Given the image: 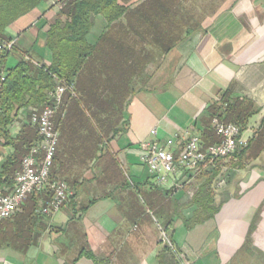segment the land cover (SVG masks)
<instances>
[{"label": "crops", "instance_id": "crops-1", "mask_svg": "<svg viewBox=\"0 0 264 264\" xmlns=\"http://www.w3.org/2000/svg\"><path fill=\"white\" fill-rule=\"evenodd\" d=\"M117 3L128 6V11L138 10L134 29L122 28L127 26L124 18L107 26L97 14L87 42L96 44L106 34L101 41L103 57L124 59L131 52L132 58L149 60L143 69L134 68V95L113 124L116 130L99 143L98 147L106 150L95 173L88 174L79 165L72 167L76 172L73 203L68 198L69 204L57 212L42 213L37 237L30 245L0 244V264H69L75 258V264H94L83 253L79 255L85 250L111 264H157L162 243L152 222L147 218L142 221L137 195L143 192L159 208L156 199L171 191L152 183L141 159V145L191 134L206 144L216 141L210 108L227 99L251 107L252 114L242 130V136L250 140L245 155L251 167L231 185L230 197L211 218L186 229L176 217L174 201L169 211L165 207L172 220L166 228L184 263L264 264V164L259 162L264 158V146L256 148L258 137H254L259 126L264 132V0ZM158 6L165 7L167 18L161 34ZM190 6L202 15L197 18L188 13L185 18L182 14L175 18V9L186 12ZM59 9L42 0L7 27L16 49L7 58L6 67L18 60V50L31 51L41 63L50 62L46 29ZM175 31L179 32L177 38ZM122 120L127 124L119 125ZM25 121L21 112L11 128L15 127L16 133ZM244 160L241 170L247 167ZM119 167L130 171L129 181L120 177ZM179 213L189 218L192 211Z\"/></svg>", "mask_w": 264, "mask_h": 264}, {"label": "trees", "instance_id": "trees-1", "mask_svg": "<svg viewBox=\"0 0 264 264\" xmlns=\"http://www.w3.org/2000/svg\"><path fill=\"white\" fill-rule=\"evenodd\" d=\"M41 1L0 0V45L3 42L12 40L6 33L7 27L20 17L36 9ZM117 1L72 0L62 4L55 19L48 24L46 29V45L51 56L50 62L47 64L41 63L31 51L18 50V60L12 66L6 67L7 58L16 49V46L13 45L11 51L0 48V78L2 77L0 79V138L4 139V143L0 144V147L9 146L13 149L12 154L0 152V157H4L0 164V188L12 185L14 175L20 168L17 167L18 157L21 154L24 155L30 145L36 142L37 130L30 122L31 112L40 111L44 106L52 104L49 93L54 90L58 80L67 85H72L73 96L75 95L74 88L76 84L79 85L83 81L87 82L86 88L88 89L89 86L93 88L99 85L100 91L97 94L88 89L87 92L84 90L86 98L92 101V108L97 113L103 112L102 106L104 107L106 103L102 105L101 101L104 96H123L125 91L131 90L128 86L131 84L132 77H134L131 70L132 68L134 71V63L127 60L123 63V58L102 56L100 51L102 48L101 41L106 37V34L102 35L96 44L91 45L87 42V34L92 26V19L97 14L103 16L107 26L124 18L127 26L121 25L122 28L125 30L134 29L133 22L138 10L131 9V11H128V6L120 5ZM158 7V33L161 34L162 24L165 23L167 18L165 7ZM95 60L99 62L102 69L107 68L108 65L115 66L118 69V72L113 69L114 73L105 72L103 82L105 85L102 83L103 85L100 86L101 68L95 67L97 65L89 67ZM127 71L130 73L128 74ZM108 83H110L109 86H107ZM68 91L69 89L64 94ZM131 91L134 92L133 88ZM61 104L62 99L55 108L53 120H58L56 121L57 125H60L62 119H67L66 116L68 115V112H65L64 109L60 112V115H57ZM210 109L212 117L218 116L223 121L234 122L241 130L246 127L248 117L252 114L250 105L238 100L232 102H229V99L223 100L220 106H212ZM21 112L24 113L27 122L25 121L17 132L12 135L10 127ZM106 117L105 120L108 118ZM115 130L113 126H108L107 133ZM256 136L258 137L256 148L261 149L264 146V132L261 126L256 130L254 137ZM249 142L247 147L239 151V157L237 155L239 161L234 164L239 168L243 167L241 157L250 149L248 148ZM73 166L74 162L64 169L59 167L51 169L53 180L60 179L65 181L67 185L71 184V186L68 185L69 192L75 189L76 180L74 181V176L76 172L73 170ZM211 180V178L204 180L187 202L186 206L193 208L189 218L182 216L179 211H175L176 217L181 219L186 229H191L211 218L224 201L230 197L228 190H226L222 194V199L215 204L208 188ZM50 195L51 193L47 189L39 193H32L22 205L20 211L16 212L11 218L3 220L4 222H0V244L30 245L35 242V237H37L35 230L39 225L41 226V216L37 213V209ZM73 195L74 193L69 195L70 203H73ZM170 242L171 246L167 243L161 244L156 255L157 264H183L178 249L174 246L173 241L170 240ZM82 253L91 259L94 264H111L109 260L99 258L91 251L85 250L80 252L79 255H82ZM76 260L77 258L73 259L69 264H75Z\"/></svg>", "mask_w": 264, "mask_h": 264}, {"label": "built area", "instance_id": "built-area-1", "mask_svg": "<svg viewBox=\"0 0 264 264\" xmlns=\"http://www.w3.org/2000/svg\"><path fill=\"white\" fill-rule=\"evenodd\" d=\"M49 1L61 6L72 0ZM13 45L11 40L3 42L0 48L11 51ZM67 89L72 91V85L58 80L54 90L49 93L52 104L44 106L40 111L31 112L30 122L36 127L39 140L32 143L23 155L12 185L0 188V222L20 211L29 195L42 192L47 186H50L52 196L41 203L43 214L57 212L68 201L71 192L65 181L57 179L49 183L58 142L53 120L55 108ZM211 128L218 139L208 144L196 134L143 143L141 159L152 183L164 189L181 187L204 172L215 160L233 156L248 145L249 140L242 136L241 128L234 122L213 116ZM162 235L171 245L164 231Z\"/></svg>", "mask_w": 264, "mask_h": 264}, {"label": "rangeland", "instance_id": "rangeland-1", "mask_svg": "<svg viewBox=\"0 0 264 264\" xmlns=\"http://www.w3.org/2000/svg\"><path fill=\"white\" fill-rule=\"evenodd\" d=\"M49 2L52 3L51 1ZM181 10L182 9L180 8L175 9L174 11L175 18L176 17L179 18L180 14H182L181 15L182 18H185V16L188 13H193L195 17L197 18L199 17V15L200 16L202 15V11L201 12L192 11L193 6H190L189 10L191 12L188 10H186V12L183 10L181 11ZM193 14H192V17H194ZM178 34L179 32L175 31L174 37L177 38L179 36ZM130 54L132 53L129 52V54H127L124 57L123 63L126 60L128 62L130 61L133 62L134 63L133 67L136 70L143 69L145 65L147 64V62L149 61L144 58H136V59L135 57L132 58ZM94 62L89 67L91 68L97 65L95 67L101 68L100 86L103 84L105 85V83H103L105 72L112 73L113 69L114 71L118 72V69L115 66L108 65L107 68L102 69L99 62H97L96 60ZM118 68L120 67L118 66ZM131 70L133 72L132 68ZM129 71H127L128 74L130 73ZM86 83L85 81H83L79 85L76 84V87L74 88V93H75L74 96L72 95V91L70 90L63 95L61 108L59 109L57 115H60V112H62L63 109L65 110V112H68V115L66 116L67 119L61 120L60 125L56 124V121H58L57 119L56 121L54 120V125L56 127V131L58 134V142H57L56 153H55V158L53 162L54 167L52 166V168L59 167V168L64 169L70 163L74 162V165H79L80 167H83V169L84 168L87 169L88 174L95 173L94 170H95V167H97V162L100 160L101 153L104 150H106V148L101 149L100 147H98L99 143L104 142L105 140L107 141L108 126L112 127L113 124L117 120H120L123 112L126 110V106L128 104L130 97L134 95V92L131 91L133 87L130 84L128 87L131 88V90H129L128 92L125 91V94H123V96H120V95L116 97L115 96L113 97L111 95L104 96L101 103L102 105L105 103L106 104L104 105V107L102 106L103 112L101 113L98 112L99 113L98 114L92 108V105H91L92 101L90 99H87L85 96L84 90L87 92V89H88L86 88ZM109 84L110 83H108L107 86H109ZM88 90L97 94V92L100 91L99 85L93 88L89 86ZM105 117L107 118L106 120H105ZM118 124L124 125V124H127V122H124L122 120V122ZM15 129H16L15 127H12V128L10 127V131L12 132V135L15 133L14 132ZM38 140H39V136L37 134L36 142ZM3 143H4V139L0 138V144H3ZM0 150H1L0 152H4V154L13 153V149L9 146L5 148L0 147ZM238 153L228 158H219L218 160H215L213 164L210 165V167L205 169L204 172L197 175L190 183L184 184L183 186L178 187V188L170 189L169 191L171 192H168L166 194V197H164L161 193L157 191V194L163 196L161 197V199H156V202L158 201L157 203L159 205V208H156V205L153 204L151 201L149 202L146 195L143 192L139 193V197L137 195L138 201H140L141 206H142L141 207L142 208V214H141L142 221L146 220L147 218L152 222L153 227L155 228V230H157L159 239L162 244L167 243L168 245H170L167 242V240L164 239L162 235V231H164V233L166 234L169 240L173 241L171 238V231L166 228V225L167 223L169 224L172 221L169 217L171 216V214H169L168 211L170 210L172 203L174 201L175 203H177L176 204L177 206L175 207V211L180 212L182 210L183 213L188 214L187 212H191L193 208L187 207L186 206L187 202L191 199L192 195L197 190L198 186L204 180L211 178L212 180L209 183L208 188H209V191L211 192V196L213 197L214 203L217 204L222 199L223 197L222 194L226 192V190H228L229 188L231 189V185H233L234 182L237 179H239L243 173H245L244 171L249 170V168L251 167L249 166L251 161L247 160L248 159L247 155H244L243 157H241L242 160L245 159L244 164L246 162L247 164L246 168L241 170V167L239 168L234 164L239 161L237 159V155L239 157ZM22 157H23V154H21V156L18 157L17 167H20V162H21ZM263 159L259 160V162L262 164H264ZM3 160H4V157H0V162H2ZM118 172H119L120 177H124V179H126L127 181L130 180L129 178L130 171L127 169V167H124V168L119 167ZM52 178L53 177L51 176L49 179V183L52 182L53 180ZM47 190L50 191L51 193L50 197H51L52 191L50 189V186H47ZM174 191H175V194H173ZM68 202L69 200L66 201L65 205L69 204ZM165 207L166 208L168 207L167 208L168 211ZM37 213L40 216L42 215L40 207H38ZM136 221L138 222V220ZM176 232L177 233L175 237L173 236V239L175 241H176V237L179 236L178 235L179 231L177 230ZM183 264H187V263L183 262Z\"/></svg>", "mask_w": 264, "mask_h": 264}]
</instances>
